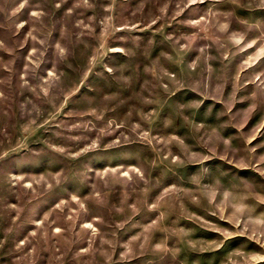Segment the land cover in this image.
<instances>
[{
  "label": "rangeland",
  "instance_id": "rangeland-1",
  "mask_svg": "<svg viewBox=\"0 0 264 264\" xmlns=\"http://www.w3.org/2000/svg\"><path fill=\"white\" fill-rule=\"evenodd\" d=\"M0 264H264V0H0Z\"/></svg>",
  "mask_w": 264,
  "mask_h": 264
}]
</instances>
